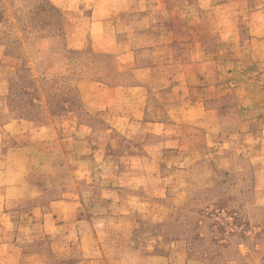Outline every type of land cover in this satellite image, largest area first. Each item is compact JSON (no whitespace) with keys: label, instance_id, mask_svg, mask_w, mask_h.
<instances>
[{"label":"rangeland","instance_id":"1","mask_svg":"<svg viewBox=\"0 0 264 264\" xmlns=\"http://www.w3.org/2000/svg\"><path fill=\"white\" fill-rule=\"evenodd\" d=\"M92 3L87 0L71 10L57 9L49 0H0L1 159L8 148L26 145L30 125L52 124L61 131L60 164L76 165L97 143L103 148L111 137L108 123L98 114L106 87L120 84L137 94L141 116L152 100L162 101L180 59L192 53L196 42L214 45L216 28L231 27L230 15L242 19L252 6L248 0L227 6L220 0H97L95 8ZM223 14L227 20H220ZM97 19L118 25V54L102 51L88 37V27ZM71 38L81 48H70ZM245 38L242 30L235 41L243 43ZM148 69L152 80L141 89L138 77ZM66 110L73 112L68 116L73 134L60 124ZM12 125L20 126L22 133L11 134ZM136 127L126 138L135 144L146 139L143 129ZM186 134L196 136L192 164L171 183V189L184 193L176 197L164 190L170 163L150 167L156 176L146 188L135 242L124 261L133 252L156 246L167 264H264V152L235 162L221 156L214 160L198 132L188 129ZM54 137L45 132L39 139ZM225 150L232 152L231 142ZM157 155L163 159L164 152ZM62 180L69 185L65 177ZM80 181L85 186L93 180L90 175ZM1 190L0 238L19 241L13 253L17 264H29L26 253L33 254L38 246L54 255L50 264H65L70 253L80 254L70 245L60 250L48 236L42 245L26 244V197L5 196ZM3 255L0 252V264Z\"/></svg>","mask_w":264,"mask_h":264},{"label":"crops","instance_id":"2","mask_svg":"<svg viewBox=\"0 0 264 264\" xmlns=\"http://www.w3.org/2000/svg\"><path fill=\"white\" fill-rule=\"evenodd\" d=\"M49 1L57 9L71 10H78L87 2ZM248 1L252 6L242 19L230 15L233 27L216 28L218 39L214 45L207 46L199 40L191 48L192 53L183 55L186 57L180 59L171 76V88L164 91L161 102L152 100L141 116L137 94L120 84L106 87L98 114L108 123L111 137L103 148L95 143L97 147L76 165L64 168L60 164L61 131L52 124L30 125L29 131L26 129V145L19 143L6 150L0 157L1 193L26 197V244L42 245L48 236L60 250L70 245L80 254L70 253L65 264H167L166 256L156 246L133 252L124 261L125 253L135 242L138 213L148 197L146 188L156 176L150 167L158 162L170 163L164 190L179 197L184 192L171 189V183L176 174L189 171L192 139L196 138L194 135L191 139L186 130L202 136L210 149L208 155L212 154L214 160L221 156L235 162L264 152V0ZM235 2L220 0L224 6ZM95 4L97 0L90 7L95 8ZM224 17L220 15V20ZM242 30L246 38L243 43H236L235 37ZM118 31L112 21L97 19L90 23L87 35L102 51L118 54ZM75 39L71 38L70 48H81ZM227 39L232 43H224ZM147 71L138 77L141 89L145 81L152 80L153 73ZM69 115H73L71 110L64 111L60 124L62 130L73 134ZM136 126L143 129L146 139L135 144L126 138ZM20 128L12 125L9 130L19 134ZM45 132L55 134L54 139L40 140ZM230 142L232 152L228 154L225 148ZM159 152H164L163 159L157 157ZM90 175L91 184L82 185L80 180ZM63 177L69 185L62 184ZM18 243L0 238L2 264H17L13 253ZM28 255L29 264H50L54 257L41 246Z\"/></svg>","mask_w":264,"mask_h":264},{"label":"trees","instance_id":"3","mask_svg":"<svg viewBox=\"0 0 264 264\" xmlns=\"http://www.w3.org/2000/svg\"><path fill=\"white\" fill-rule=\"evenodd\" d=\"M52 8V7H51Z\"/></svg>","mask_w":264,"mask_h":264}]
</instances>
